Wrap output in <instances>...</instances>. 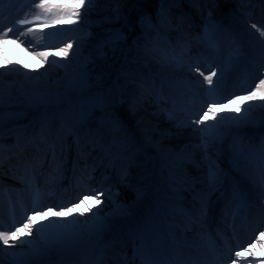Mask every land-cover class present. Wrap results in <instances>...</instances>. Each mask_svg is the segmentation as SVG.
<instances>
[{
    "label": "rangeland",
    "instance_id": "rangeland-1",
    "mask_svg": "<svg viewBox=\"0 0 264 264\" xmlns=\"http://www.w3.org/2000/svg\"><path fill=\"white\" fill-rule=\"evenodd\" d=\"M121 1L97 0L94 5H88L86 0L85 5L80 8L81 16L76 23L51 22L44 29L41 28L43 24L40 21L23 26L16 23L25 16L32 20L38 12L31 0H15L2 6L0 36H3L10 27L13 31L7 32L5 37L10 41L8 44L0 43V63L5 57L8 62L5 66H0V76H2L0 88L3 90L4 101L0 148L6 144H17L27 148L32 141H41V136L46 138H50L47 134L53 135L54 138L59 136L56 158L51 164L49 152L44 157L35 152L23 153L31 160L28 159L27 164H39L40 169L43 170L50 165L49 174L58 171L59 165L64 173L62 181L66 183L64 194L71 195L77 192L83 199L84 196H90L93 191L100 193V200L104 205L95 206L94 209L98 212H86L84 216L78 217L79 220H88L89 217L92 219L87 226H81L82 234L65 243L64 249L59 251L57 256L63 255L66 251H73L76 256L87 252L97 257L100 264H123L125 257L123 252L126 246L124 240L129 235L138 237L136 230L140 233L151 230L157 238L165 240L164 248L166 250L170 248L169 253L176 264H185L188 261L186 250L188 245L185 241L199 243V240L196 236L190 237L185 234L184 228H188L185 226L186 217L175 209H183V205L190 208V204H193L188 192H191L190 188L196 184L191 181L195 176H204L201 178L203 182L201 195H208L205 175L211 161L239 181L248 209L264 211V194L237 174L231 163L234 152L247 151L252 146L258 147L264 138V101L244 102L242 108L247 107L249 103L252 104L245 121L239 128L225 122L221 131L227 129L229 134L224 137L222 144L217 145L219 151H210L206 155L200 147L201 134L198 131H193L191 126L176 127L178 122L186 119V112H197L201 105L209 100L205 92L209 85L196 83L197 79L202 81L203 77L199 76V73L192 75L189 64L199 62L200 70L205 75L209 74L211 68H215L218 76L222 68L226 69L223 78L216 86L218 89L216 98L222 99V103L216 106V111L220 112L223 104L227 103V97L246 95L260 79H264V43H262L264 36H261L256 28H252L256 21L246 18L242 12L244 10L219 11L214 14L215 16L213 15L214 18L208 10L203 20L202 32L200 33L201 29H198L197 37L193 41L183 36L181 32L185 29L182 25L176 28L177 24H168L162 20L160 3L165 0H159L158 10L149 9L148 14H139L138 22L135 23L134 20V29H132L129 23L123 22L116 11ZM147 1L149 0H146V3ZM185 1V5L197 11L196 16L205 7V4L202 6L196 0ZM35 2L38 3L39 0ZM52 2L59 3L61 0H52ZM194 2L197 3V7ZM94 12L96 16L93 15ZM99 15L102 18H99ZM142 19L143 24H141ZM98 22L106 23L107 27L104 28L103 33L96 29L99 27ZM153 25L155 27H152ZM28 28H33L43 36V39H40L39 35L28 33ZM257 28L264 30L259 25ZM117 29L123 30L126 39L120 41L115 52L111 47H102V42L114 37ZM205 29L215 38L217 42L215 48L207 47L202 41L201 37L204 36ZM157 31L162 37L158 42L161 47L167 48L170 44L180 52V45L188 43V47L195 50V52H183L186 63L182 67L162 69L153 55L145 51V44L151 47L149 40L144 39L145 34L151 40H155ZM21 32L25 35H21ZM138 38L139 48L134 44ZM69 43L72 44V48L68 50L67 57L52 55ZM237 47L240 48L238 57L234 55V49ZM197 50H199L198 54ZM36 52H48V62H41L35 57ZM23 54L27 56L25 59ZM126 58L129 63L123 71L132 69V78L137 81L146 77L149 70L154 75L159 72L158 88L160 80L164 81L159 99L156 94L139 99L140 92L135 85H129L123 91L117 87L118 84L124 83L125 77L121 76L117 80V75L122 71L121 65ZM52 61L59 63L53 64ZM24 63L30 67L24 68ZM145 64L147 68L144 67ZM196 76L198 78L193 80ZM182 79L189 83H177ZM216 79L217 77H213L214 81ZM224 81H228L227 84ZM134 100L137 103L134 104ZM233 107L235 106L228 105L229 109ZM162 109L171 111L173 119L169 120L167 113ZM82 114L83 122L78 123ZM230 114L235 115L227 111L222 113V115ZM27 117H32L28 123H26ZM61 123L65 125L62 131H60ZM45 125L47 127H44ZM69 126L73 127L74 132L81 133V139L89 136L91 128L95 127L97 131L102 129L99 142L103 138L110 143L114 138L119 140L122 138V132L127 135L128 140L123 147L114 151V161L110 160L111 156L97 158L98 155L86 156L87 153L83 152L81 166L78 164L80 161L78 157L74 159L75 166L81 167L82 170L74 172L71 159L74 157L76 145L75 141L69 140L73 135L67 131ZM259 139L260 142L257 144ZM97 144L99 143H95L96 149ZM96 149L94 153L98 154L99 150ZM110 151L108 150V153ZM23 157L21 156L20 159ZM21 168L23 167L19 166V173L22 172ZM1 175L8 176L10 180H18L10 177L12 175L6 172ZM84 181L86 183H83ZM7 184L14 186L10 182ZM177 190L181 191L183 196ZM121 191L131 202L128 207L113 198ZM217 195L219 196L214 201L212 198H216ZM237 200L233 198L232 186L227 182L210 194V201L216 202L215 205L220 206L221 210L224 209L225 213L219 214V217L215 216L217 222L213 223L215 229L221 233L222 239L215 238L212 229H209L211 240L216 245H212L211 242L208 252L224 254L227 261L223 260L225 261L223 264H232V260L236 259L235 251H241L246 257L238 260L237 264H246L248 259L264 254V248L258 250L254 243L247 242L251 241V236L246 237L245 243L243 237L239 243L228 241L229 238L226 236H230V226L226 225L227 214ZM196 201L199 204V200ZM7 203L13 205L10 201ZM76 203L68 201V207ZM89 203H94V198L91 196L86 204ZM86 204L82 207L84 208ZM213 207L210 203L209 212ZM151 210L157 212L161 224L155 230L151 228L149 222L148 212ZM77 213L78 209L73 216L75 217ZM210 222L209 219L204 224H211ZM234 235L233 237L236 238L237 234ZM173 240L177 244L174 245ZM259 240L264 238L260 236ZM240 244H243V248ZM159 248L157 244L158 251L153 255L161 261L164 259L160 256ZM245 249H249L251 255L244 251ZM192 251L196 250L192 249ZM211 255L208 254L206 258H210ZM136 257L140 258L139 255ZM129 259L130 257L128 261ZM200 259L203 263L208 262L204 258Z\"/></svg>",
    "mask_w": 264,
    "mask_h": 264
},
{
    "label": "snow or ice",
    "instance_id": "snow-or-ice-1",
    "mask_svg": "<svg viewBox=\"0 0 264 264\" xmlns=\"http://www.w3.org/2000/svg\"><path fill=\"white\" fill-rule=\"evenodd\" d=\"M15 0H0V11H2V6L5 3H13ZM97 0H87L88 5H94ZM31 3L35 4V8L38 12L33 16L32 20L24 18L18 19V25L33 24L36 21H40L43 25H48L51 22H62V23H76L81 16L80 8L84 6L86 0H61L59 3H53L52 0H39L38 3L35 0H31ZM119 18V17H117ZM143 24V19L141 20ZM152 27H155L154 25ZM252 28H256L260 32L261 36H264V30L257 28L256 24L252 25ZM13 28H8L4 32L3 36H0V43L8 44L10 41L5 39L7 32H12ZM28 33L33 35H39L40 39H43V36L38 34L33 28H28ZM42 32V29H41ZM116 35L108 40L102 42V47H111L113 52L119 46L121 40H125L126 37L123 34L122 29L115 30ZM21 35L25 33L21 32ZM145 40H149L151 47L148 44L144 45L145 51L153 55V58L156 59V62L160 65L162 69L164 68H180L183 66L186 61L183 59V50L177 52L176 48L172 45H168L167 48L161 47L159 45V40L162 39L161 34L157 31V36L155 40H151L147 34L144 37ZM202 41L205 42L207 47L215 48L217 42L215 38L205 29V34L201 37ZM14 42V41H11ZM264 43V42H262ZM134 44L139 48V38L137 41H134ZM72 48V44H66L65 47L60 48L58 51L52 53L55 56H68V50ZM240 48L237 47L234 49V55L239 56ZM35 57H38L41 62H48L49 53L48 52H36ZM6 57L4 61L0 63V66H5L7 64ZM19 63V62H17ZM53 64L59 63L58 61H52ZM129 63L127 58L123 65H121L122 71L118 73L117 80L121 76H124L123 85H117V87L123 91L127 89L129 85H135L139 89L140 97L139 99H144L146 96L153 94L157 95V98H160V94L163 91L164 81L160 80V86H157V80L159 79V73L153 74L150 70L146 77L142 80L137 81L132 78V69L123 71L126 65ZM42 66V65H40ZM24 68H29L30 66L27 63L23 64ZM147 68V65H144ZM209 68L211 66L209 65ZM189 69L192 75L199 73V76L203 77V80H196V83L203 84L207 83L209 88L205 89L209 100L201 105V108L195 112H186V119L180 121L176 124L177 128L189 127L193 128V131H198L200 135V147L204 150L207 155L210 151H219L217 148L218 144H222L223 139L228 135V130L225 129L221 131V127L225 122L235 125L237 128L240 127L242 122L245 121V117L249 113L252 104L249 103L247 107H243L244 102H254L256 100L264 101V79H260L258 83L255 84L250 90L247 91L246 95H234L231 98L227 99V103L223 104L220 112L216 111V106L222 103V99L218 97L217 85L220 82V79L223 78L226 69H221L218 76L215 68H211L208 75H205L203 71L200 70L199 62L195 64H189ZM34 70V69H33ZM213 77H217L214 81ZM177 83L185 84L189 83L187 80H178ZM171 86V85H170ZM137 101L134 100V104ZM234 105L235 107L229 109L228 105ZM3 90L0 88V135H2V122H3ZM166 112L169 120L173 119L172 112L167 109H162ZM234 113L235 115H222L225 112ZM243 112V115L241 113ZM83 114L81 115L80 121L83 122ZM213 121V123H209ZM115 123V122H114ZM203 126V127H201ZM44 127H47L46 125ZM65 125L61 123L60 131L64 130ZM119 130V129H118ZM69 134L75 136V143L79 148L80 137L73 131V127H67ZM43 132V128H42ZM44 137L41 136V140ZM128 137L122 132V138L117 140L113 139L108 145H101L102 149L107 148L109 151L112 147H123L127 143ZM96 143H99L97 140ZM52 158L55 160L56 152L54 144L50 145ZM232 168L239 174L242 178L247 180L254 188H258L262 194H264V138H262L261 143L258 147L252 146L247 151H237L233 153L232 156ZM58 173H60V166L58 165ZM206 179V188L208 195L204 196L200 193L194 195V200H199V207L193 205V210L188 212L182 208H177V211L180 214H183L186 217V227L191 228L192 226H203L209 219V206H210V194L213 191L219 189L223 184L230 183L232 186V196L240 201L241 204L245 203L244 194L240 187L239 181L235 180L229 173L224 172L218 164L214 161H211L208 165L207 172L205 175ZM192 191H195V185L191 187ZM90 196L94 198V203L86 204L87 201H90ZM90 196H84L83 199H79V203L73 204L72 207L67 205H55V206H45L39 202V192L36 193V203L30 209L32 215H26V218L20 224V227H16L15 230H2L0 229V244L14 247L15 242L20 244H31L30 240L24 239V237H31L34 234L40 239L44 240L45 243L48 242H69L76 239L81 230V226H87L92 217H89L88 220H79L78 217H82L86 212H91L92 208L101 203L100 193L95 191L90 193ZM81 204H86L83 209H80ZM46 207V210H45ZM53 207H58L59 211H53ZM80 209L76 216L73 219H68L69 216H73L74 212ZM260 236L264 238V232L260 233ZM10 241L13 243L10 244ZM138 247L135 249L134 255H139L141 257V264H160V261L156 259L153 255L157 249L158 238L151 230H146L142 232L138 237ZM173 244H177L173 240ZM261 247L264 248V242L261 243ZM5 248H0V252L5 251ZM244 251L248 252L251 255L249 249ZM236 259L232 260V264H237L238 260L246 259L241 251H235L234 253ZM123 264H130L128 258L125 256L123 258ZM165 264H176L175 260L166 261ZM260 264H264V261H261Z\"/></svg>",
    "mask_w": 264,
    "mask_h": 264
},
{
    "label": "bare ground",
    "instance_id": "bare-ground-1",
    "mask_svg": "<svg viewBox=\"0 0 264 264\" xmlns=\"http://www.w3.org/2000/svg\"><path fill=\"white\" fill-rule=\"evenodd\" d=\"M136 1L137 0H122L121 1V4L116 9L117 13L120 15V18H122L123 20H127V21L129 20V17H127L128 16L127 12L129 10H134V5ZM196 1H198V3L203 6V4L206 5L209 0H196ZM227 2L228 1H225V0H217V4L220 5V7L223 6L224 8L229 6ZM161 7H162V13H163L164 18L166 20H171V21L180 23V25H182V27L185 29L186 33L189 34L191 37H193L195 33L198 31L200 27V20H201L202 14H200L199 12L198 16H196L197 11L185 5L183 0H167L166 2L162 4ZM45 26L46 25H42L41 28L44 29ZM185 51L195 52L194 49L189 48V47L186 48ZM23 55L22 56L25 59L27 56L25 57V54ZM22 62H23V59H22ZM196 78L198 77L197 76L195 78L193 77V80L194 79L196 80ZM101 130L97 131V128L93 127L91 128V132L89 136L84 137L82 139L80 137L81 139L80 142H81V145H83V148L79 146V148L77 147L76 150H74V157H72L71 159L74 169L76 167L74 159L76 157L83 156L82 155L83 152L87 153L86 156L91 155V154L93 156L98 155L97 158L111 156L110 160L111 161L115 160L114 151L118 150L120 147L119 148L112 147L110 153H108V149L107 148L102 149L101 145H108L110 144V142L106 141V139L103 138L101 142L97 144L98 146L96 149L95 143L97 140L100 139L99 137L101 136ZM47 137H50V138H46L44 136V139H43L44 142L42 140H41L42 142L32 141L31 145L27 148V150H25L26 152L21 151L20 145H17V144H6L5 146L0 148V229L2 230L10 229L14 231L16 227H20V224L26 218V215H32V211L30 209L37 202L35 199L37 192H39V202L44 204L45 206H55V205L69 206L68 201L70 202L74 201V202L79 203L78 202L79 199L82 198L80 195L77 194V192H74V194H71V195L64 194L63 191H64V187L66 183L62 181V178H63L62 174L64 173H62L61 170H60V173L62 174H59L58 171H55V173H52L47 176V170H49L50 165L48 166L46 170H43V169H40L39 164H37L36 167L32 165H28L27 164L28 158L25 157L28 155H25L23 158L20 159V156L21 154L23 155V153L32 154L33 152H35V153L40 154L41 157H44V155L50 151V157H51L50 164H51L53 161V158H52V152L50 150L51 149L50 145L54 144L55 152H56V148H58L57 145L59 144L57 141V138L59 136L57 138H54L53 135L49 136V134H47ZM69 140H71V142L75 141V136L72 135L69 138ZM95 149L99 150L98 154L94 153ZM79 159L80 161L78 164H80L81 166L83 164L81 163L83 159L82 158H79ZM19 166L23 167L21 168L22 172L20 173L17 170ZM29 169L30 171L26 174L25 172H27ZM78 170L80 169L78 168ZM81 170L79 172H81ZM3 172L4 173L6 172L9 175H12L10 177L12 178L14 177L18 180L17 181L14 179L10 180L8 176H2L1 173ZM87 174L89 175L88 172ZM201 178H204V176H201V175L195 176L194 179L191 180L192 183L198 184V185L194 184L195 191L191 190V192H188L193 204H190V208H188L189 206L183 205V209L187 211H190V210L192 211L193 205H195V207L197 208L199 207L198 202L194 200L193 197L194 195H196V193H200V194L203 193L202 192L203 187L201 186L203 182ZM9 182L14 184V186L11 184H7ZM87 192H89V189L87 190ZM123 192L125 191L123 190ZM123 192L121 191V193L117 194V197H113V198L117 200L118 202H120V204L128 207L131 204V202L130 200L126 198ZM178 192H180V195L183 196L181 194V191H178ZM212 199H215V198H212ZM7 200L10 201V203L12 202L13 205L8 204ZM101 203L100 205H104L103 201H101ZM82 206L83 204L80 205V209L83 208ZM213 206L214 208L211 209L210 211V221H211L210 223L216 224L217 219L215 216L219 217V214L225 213V210L224 209L221 210L220 206H217V205H213ZM94 208H92L91 212H98V211H95ZM80 209H78V211ZM45 210H46V207H45ZM59 210L60 209L58 207H53V211H59ZM243 211L244 210H243L242 204L238 201V203H236L235 206L232 209H230V211L228 212L229 221H227V223L230 224L231 226L232 235L237 234L241 236V235L246 234L247 228L244 227L243 224H241L240 221H238V219H235L236 216L232 218L233 215L244 217L245 213ZM251 215L255 217L254 213H251ZM148 217H149L150 226L153 230L160 227L161 225L160 220H158V214L155 210L149 211ZM249 217L250 216L248 215V219ZM73 218L74 216L68 217V219H73ZM199 227L201 226H192L191 228H187V229L185 228L186 235L190 237L196 236L197 240H199V243L198 242L189 243L187 240L185 241L186 244L188 245V249H186L188 251L187 264H205V263H202L200 258L205 259L207 256V249H209V244H208L209 234H208L207 228H205V224L202 226V229ZM136 233L138 237L141 234L138 230H136ZM214 233L216 234V237L219 240L222 239L219 232L214 230ZM81 234L82 232L80 233V235ZM138 237L134 235H129L128 238L124 240L126 242V246L124 247L123 254L127 256L128 258L130 257L129 259L130 264H141V257L137 258L136 255H134L135 249L137 248L138 243H139ZM252 238H255V237L252 236ZM24 239L30 240L31 244H20L19 242H15L14 247H8V246L0 244V248L6 249L5 251L0 252V259L3 260V261H0L1 262L0 264H32L33 262H36V261L38 262L45 261L50 264H55V262L59 260V257L57 256V254L59 253V251H62L64 249L65 243H67V242H59V241L45 243L44 240L40 239L35 234L31 237H24ZM262 242H264V240H259V239L255 240V246L257 247L258 250L261 249ZM158 245L160 246L159 248L160 256L164 260L170 261L171 260L170 255L167 254V251L164 248V246L166 245L165 240L158 237ZM108 248H109V245H108ZM192 249L196 251H192ZM262 256H264V254L258 255L256 257L262 258ZM257 260H259V264H260L261 262L260 259H257ZM71 264H100V260L97 257H93L89 253L86 252L77 258V262L72 261Z\"/></svg>",
    "mask_w": 264,
    "mask_h": 264
},
{
    "label": "trees",
    "instance_id": "trees-1",
    "mask_svg": "<svg viewBox=\"0 0 264 264\" xmlns=\"http://www.w3.org/2000/svg\"><path fill=\"white\" fill-rule=\"evenodd\" d=\"M159 3H160V1L159 0H149V1H147V3H145V5H144V7H142L141 9H140V11L139 12H136L135 14H134V20L136 21L135 23H137L138 21H137V19H138V15L140 14V15H146V14H148V12H149V9H152V10H156L157 8H158V6H159ZM150 6V7H149ZM95 12H97L96 10H94ZM95 12L93 13V15H95L96 16V14H95ZM100 17L99 18H102V16L101 15H99ZM120 22H117V24H119ZM98 25H99V27H96V29L98 30V31H102V33H103V31H104V28H106L107 26H106V23L104 22V23H97Z\"/></svg>",
    "mask_w": 264,
    "mask_h": 264
}]
</instances>
